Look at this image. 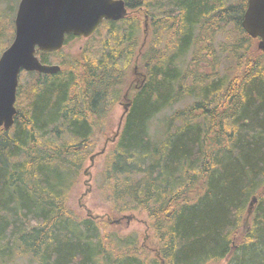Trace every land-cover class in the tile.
Returning <instances> with one entry per match:
<instances>
[{
	"label": "trees",
	"instance_id": "trees-1",
	"mask_svg": "<svg viewBox=\"0 0 264 264\" xmlns=\"http://www.w3.org/2000/svg\"><path fill=\"white\" fill-rule=\"evenodd\" d=\"M141 1L125 3L144 4L152 19L143 47L136 14L103 20L73 56L37 51L43 63H58L56 73L19 74L14 123L0 131V264H264L258 38L241 27L240 3ZM229 25L236 33L218 49L216 36ZM13 29V20L0 26V38L9 35L0 54ZM72 37L83 38L69 34L64 44ZM223 52L232 62L220 74ZM134 62L144 78L126 95L130 105L97 186L111 210L144 212L149 248L137 233L107 232L66 202ZM186 98L192 101L171 111L160 137L154 118Z\"/></svg>",
	"mask_w": 264,
	"mask_h": 264
},
{
	"label": "water",
	"instance_id": "water-1",
	"mask_svg": "<svg viewBox=\"0 0 264 264\" xmlns=\"http://www.w3.org/2000/svg\"><path fill=\"white\" fill-rule=\"evenodd\" d=\"M127 12L124 0H19L13 39L0 54V130L14 123L19 74L22 71L51 74L60 69L58 64L43 63L36 54L38 50L57 51L66 35L87 38L103 20L116 21ZM240 24L250 37L258 38L256 46L264 52V0H248ZM255 201L253 196L248 212Z\"/></svg>",
	"mask_w": 264,
	"mask_h": 264
},
{
	"label": "rangeland",
	"instance_id": "rangeland-1",
	"mask_svg": "<svg viewBox=\"0 0 264 264\" xmlns=\"http://www.w3.org/2000/svg\"><path fill=\"white\" fill-rule=\"evenodd\" d=\"M237 1L238 0H227V2L232 3H235ZM18 2L19 0H0V26L4 25L5 27H7L11 23V21L14 19ZM144 12L148 15V17L144 18ZM134 14H136L140 20L139 43L141 46H144L145 42L149 40L153 33L152 19L149 16L144 4L143 6H141V8H138ZM224 29V31L218 33L216 36L215 45L218 49L220 48L219 44L225 43L224 39L226 40V37L234 36L236 33V31L231 30L230 25L228 26V28L225 27ZM8 36L6 35V38H8ZM4 38L5 37L0 38V48L5 42L6 38ZM142 42L144 44H142ZM83 45L84 38L79 39L72 37L62 47V55L67 57L73 56L81 50ZM188 56L189 55H187V57ZM231 62L232 61L229 59L227 52H223L222 54H220L218 58V69L220 74L224 73L225 69L231 66ZM143 78V68L136 62H134V64L130 67L129 81L126 87L123 89L124 94L126 93L128 97L134 91L137 85L143 81ZM191 101L192 98H186L184 101L176 103L171 108L165 109L162 113L154 118L152 122L153 130L161 137L164 119H166L170 115L173 109L181 108L186 103H189ZM125 102L126 100L122 98L113 105L105 126L106 133L104 135L96 137L94 146L84 162V166L77 180V183L70 190L66 202L68 207L74 212V214L78 216H85L87 214L96 216L97 219H100L102 221V226L107 232L114 231L122 234L130 232L137 233L138 241L146 248H149L153 244V238L152 231L148 226L149 224L144 212H141L139 210L124 212H116L114 210H111L109 204L103 199L101 191L97 186V177L102 168L105 154L107 153V150L112 147L116 139V135L118 134L120 127L122 126L125 115ZM101 150L103 151L101 152ZM250 214L251 212L247 211V214L244 218L245 222L249 221ZM127 216H129L130 218L127 219ZM116 219H119V222H115L114 220ZM223 263L224 260L215 264Z\"/></svg>",
	"mask_w": 264,
	"mask_h": 264
},
{
	"label": "flooded vegetation",
	"instance_id": "flooded-vegetation-1",
	"mask_svg": "<svg viewBox=\"0 0 264 264\" xmlns=\"http://www.w3.org/2000/svg\"><path fill=\"white\" fill-rule=\"evenodd\" d=\"M247 1L248 0H238L237 2H235V3H232V2H227V0H226V4L227 5H229V4H233V5H236V4H238V3H240L241 4V10H242V13H241V15H240V17H238L239 19H240V22H241V20H242V15H243V13H244V11H245V8H246V6H247ZM142 3L144 2V0H142L141 1ZM124 3H125V0H124ZM125 6H126V3H125ZM143 6V5H142ZM126 8H127V15L126 16H124V17H127V16H129V15H133L134 13H135V11L138 9H129L127 6H126ZM139 8H141V6L139 7ZM143 8V7H142ZM17 9V8H16ZM16 12V11H15ZM15 16V15H14ZM145 17H148V15L147 14H145V12H144V18ZM14 20V19H13ZM142 44H144L143 42H142ZM124 99V98H123ZM128 100V99H127ZM126 105H128V102L126 101L125 103H124V107L126 106ZM127 109H128V106H127Z\"/></svg>",
	"mask_w": 264,
	"mask_h": 264
},
{
	"label": "bare ground",
	"instance_id": "bare-ground-1",
	"mask_svg": "<svg viewBox=\"0 0 264 264\" xmlns=\"http://www.w3.org/2000/svg\"><path fill=\"white\" fill-rule=\"evenodd\" d=\"M124 18V17H123ZM122 19V18H121ZM140 47H143V46H141L140 45ZM56 64V63H55ZM122 98H124V100H126L127 102H128V108H129V105H130V103H129V101L127 100L128 98L126 97V93L123 95V97ZM128 110V109H127ZM127 110H126V112H127ZM126 112H125V110H124V114H126ZM10 128V127H9ZM8 128V129H9ZM1 130H7V129H3V128H1ZM0 130V131H1ZM248 207V206H247ZM247 212V211H246Z\"/></svg>",
	"mask_w": 264,
	"mask_h": 264
}]
</instances>
